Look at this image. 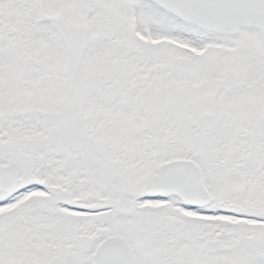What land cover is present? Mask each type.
Here are the masks:
<instances>
[{
    "label": "snow or ice",
    "instance_id": "snow-or-ice-1",
    "mask_svg": "<svg viewBox=\"0 0 264 264\" xmlns=\"http://www.w3.org/2000/svg\"><path fill=\"white\" fill-rule=\"evenodd\" d=\"M0 264H264V0H0Z\"/></svg>",
    "mask_w": 264,
    "mask_h": 264
}]
</instances>
